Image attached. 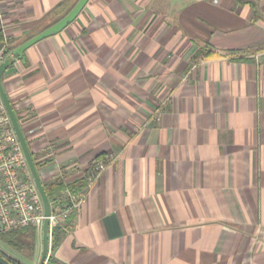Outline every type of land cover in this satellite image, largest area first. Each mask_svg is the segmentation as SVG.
<instances>
[{"label": "crops", "instance_id": "0c3cea01", "mask_svg": "<svg viewBox=\"0 0 264 264\" xmlns=\"http://www.w3.org/2000/svg\"><path fill=\"white\" fill-rule=\"evenodd\" d=\"M78 1L0 0L40 175L87 185L45 264H264V0H89L15 55Z\"/></svg>", "mask_w": 264, "mask_h": 264}, {"label": "built area", "instance_id": "2783aa9c", "mask_svg": "<svg viewBox=\"0 0 264 264\" xmlns=\"http://www.w3.org/2000/svg\"><path fill=\"white\" fill-rule=\"evenodd\" d=\"M5 42L7 45V40ZM6 45L0 49V64L12 56L11 52H6ZM107 166L102 160L95 161L93 171L88 175L89 185ZM66 180L63 173L56 178V181ZM87 197V189L72 193L66 188L61 196L50 201L51 214L46 216L42 197L0 93V233L30 226L42 233L44 221L48 218L52 234L55 227L64 225L72 214L80 210Z\"/></svg>", "mask_w": 264, "mask_h": 264}, {"label": "water", "instance_id": "95a60500", "mask_svg": "<svg viewBox=\"0 0 264 264\" xmlns=\"http://www.w3.org/2000/svg\"><path fill=\"white\" fill-rule=\"evenodd\" d=\"M89 0H79L78 3L74 6V8L60 21L55 23L54 25L50 26L43 32L39 33L38 35L32 37L22 45H20L15 51V55L19 56L20 58L25 59V50L32 46L33 44L37 43L38 41L42 40L43 38L50 36L52 34H56L61 32L63 29H65L70 22L75 20L78 15L81 13V11L86 6L87 2ZM13 64V60L10 58L4 60L0 64V93L3 98V101L5 103L6 109L8 111V114L10 116V119L12 121V124L14 126V129L16 131L17 137L20 141V144L22 146L23 152L25 154L28 166L30 168L32 177L34 179V182L38 188V191L40 192V195L42 197L44 207H45V214L46 216H50L51 214V205H50V199L47 195L44 181L40 175L39 169L36 165V162L34 160L32 151L30 149L28 140L26 138V135L24 133V130L22 128V125L18 119L17 113L14 109V106L12 104V101L8 95V93L5 90L2 76L4 72ZM51 249V230H50V221L48 218L45 219L43 229H42V252L39 264H45L50 253ZM0 264H13L11 263L7 258L2 256L0 254Z\"/></svg>", "mask_w": 264, "mask_h": 264}, {"label": "trees", "instance_id": "16d2710c", "mask_svg": "<svg viewBox=\"0 0 264 264\" xmlns=\"http://www.w3.org/2000/svg\"><path fill=\"white\" fill-rule=\"evenodd\" d=\"M6 39L4 34L0 31V49L6 45ZM14 48L8 44L5 47L6 52H12ZM19 119V118H18ZM33 154V153H32ZM34 157V155H33ZM35 160V157H34ZM36 162V161H35ZM37 167L39 165L36 162ZM44 186L47 192V195L50 201H53L57 197L61 196L62 192L69 188L72 193H79L84 190L87 186L85 181H80L79 183L74 182L69 185H65L62 181H44ZM69 203L66 204L68 206ZM75 213L72 214L69 219L66 220L64 225L57 226L52 231V250L56 249L63 238V234L65 231L69 229V223L73 220ZM36 238H37V230L35 227L30 226L21 230L11 231L9 233H0V241L4 244L8 245L9 247L15 249L17 252L21 253L22 255L26 256L29 259H33L35 247H36ZM0 254L7 258L13 264H23L18 259L12 257L11 255L7 254L3 250L0 249ZM52 259V256L49 258Z\"/></svg>", "mask_w": 264, "mask_h": 264}, {"label": "rangeland", "instance_id": "374dc122", "mask_svg": "<svg viewBox=\"0 0 264 264\" xmlns=\"http://www.w3.org/2000/svg\"><path fill=\"white\" fill-rule=\"evenodd\" d=\"M0 249L11 255L12 257L18 259L23 264H39L41 252H42V233L37 232L36 247L33 259H29L21 253L17 252L15 249L9 247L8 245H2L0 243Z\"/></svg>", "mask_w": 264, "mask_h": 264}]
</instances>
